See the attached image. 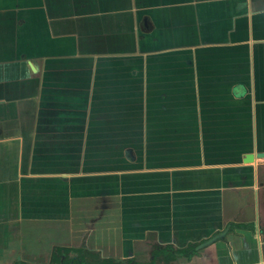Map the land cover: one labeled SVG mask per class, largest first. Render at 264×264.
<instances>
[{
    "label": "crops",
    "instance_id": "1",
    "mask_svg": "<svg viewBox=\"0 0 264 264\" xmlns=\"http://www.w3.org/2000/svg\"><path fill=\"white\" fill-rule=\"evenodd\" d=\"M56 247L264 264V0H0V264Z\"/></svg>",
    "mask_w": 264,
    "mask_h": 264
},
{
    "label": "trees",
    "instance_id": "2",
    "mask_svg": "<svg viewBox=\"0 0 264 264\" xmlns=\"http://www.w3.org/2000/svg\"><path fill=\"white\" fill-rule=\"evenodd\" d=\"M71 249L67 247H56L53 251L52 262H60V264H87L86 262L79 261L78 258L71 257ZM104 263V262H103ZM148 264V263H142Z\"/></svg>",
    "mask_w": 264,
    "mask_h": 264
},
{
    "label": "rangeland",
    "instance_id": "3",
    "mask_svg": "<svg viewBox=\"0 0 264 264\" xmlns=\"http://www.w3.org/2000/svg\"><path fill=\"white\" fill-rule=\"evenodd\" d=\"M46 238H47V235H46ZM50 239V238H49ZM48 239V240H49ZM35 258H37V257H35ZM44 258H45V256H41V257H39L38 258V260L36 261V262H38V263H40L41 261L40 260H44ZM110 262H108V261H106V262H104L103 264H109ZM14 264H23V262H21V261H18V262H16V263H14ZM36 264V263H35ZM96 264H101L100 262H96Z\"/></svg>",
    "mask_w": 264,
    "mask_h": 264
},
{
    "label": "water",
    "instance_id": "4",
    "mask_svg": "<svg viewBox=\"0 0 264 264\" xmlns=\"http://www.w3.org/2000/svg\"><path fill=\"white\" fill-rule=\"evenodd\" d=\"M253 159V154H248L247 156H246V161H250V160H252ZM129 264H133V263H129Z\"/></svg>",
    "mask_w": 264,
    "mask_h": 264
}]
</instances>
